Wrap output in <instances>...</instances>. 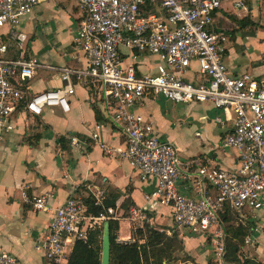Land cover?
Instances as JSON below:
<instances>
[{
    "label": "built area",
    "instance_id": "2783aa9c",
    "mask_svg": "<svg viewBox=\"0 0 264 264\" xmlns=\"http://www.w3.org/2000/svg\"><path fill=\"white\" fill-rule=\"evenodd\" d=\"M42 1L0 0V138L14 127L15 112L40 115L48 106L67 111L74 85L90 88L102 116L123 136L120 156L140 179H153L148 196L169 205L181 231L203 234L205 242L208 237L213 264H234L225 260L220 212L227 208L237 214L236 223H243L244 210L264 208V77L233 73L224 64L227 37L212 26L213 12L223 0H70L79 11L72 47L84 58L81 67L25 55L27 35L17 23ZM230 1L234 7L242 5V0ZM7 41L17 51L14 56H4ZM144 53L159 61L153 72L139 73L133 62H123L124 56ZM38 68L55 70L60 84L27 92L21 82ZM150 93L175 103L205 101L219 108L221 115L213 118L224 129L219 145L236 151L237 166L184 156L172 141L161 138L151 121L134 109ZM100 125L93 124L94 140ZM65 137L70 144L80 142L73 133ZM88 193L94 203L100 202V190ZM88 193L67 195L53 208L40 241L50 264H66L75 239H85L87 230L101 220L115 218L111 208L109 215L87 213L82 195ZM21 195L30 201L24 190ZM52 196L50 190L32 196V206L47 211ZM131 213L142 216L133 208ZM249 240L245 234L244 241ZM0 264L22 262L0 249Z\"/></svg>",
    "mask_w": 264,
    "mask_h": 264
},
{
    "label": "crops",
    "instance_id": "0c3cea01",
    "mask_svg": "<svg viewBox=\"0 0 264 264\" xmlns=\"http://www.w3.org/2000/svg\"><path fill=\"white\" fill-rule=\"evenodd\" d=\"M29 14L33 21L32 26L38 31L29 33L25 52L28 49V54L53 65H84L80 51L72 47L79 16L73 1L44 0L36 4ZM212 17V26L223 30L227 37L221 56L227 69L233 73L246 71L257 80L264 77V0H242L240 7H234L230 0H223ZM240 17L243 18V24L239 27L241 23L237 18ZM38 20L42 23L40 26ZM48 21L51 27L47 26ZM241 38L245 39V43ZM53 46L60 50L58 54L52 52ZM16 53L12 45L10 50L4 52V56ZM123 62H133L136 71L140 73L153 72L159 61L155 55L144 53L135 57L124 56ZM184 75L187 78L192 77L190 71H186ZM60 82L55 70L38 68L31 78L21 83L31 93L45 87L58 86ZM92 98L86 86L75 84L73 93L68 96L67 111H61L58 106H48L45 107L47 110L43 115L14 113V127L0 138V249L12 253L22 264H50L42 253L40 241L53 208L67 195L76 193V189H80L81 193L99 190L103 193L111 187L118 191L115 206L111 208L117 219L118 239L131 240L132 226H141L143 223H148L167 235L175 230L183 245L182 251L193 257L194 263L191 264H206L210 256L204 246L199 245V251H191L188 245H191L194 238L174 225L169 205L148 196L153 188V179H140L136 171L120 156L117 148L124 146L123 136L119 128L105 118H94ZM152 98L155 95L143 97L134 105V109L151 121L161 138L169 140L167 130L161 129V123L165 119L158 110V105H152ZM191 105L192 102H187V109ZM95 122L101 123L96 140L90 137ZM213 122L220 128L215 137L218 144L208 145L202 152L187 156L198 157L199 160L202 158V161L209 159L212 164L235 168V150L227 149L228 152H222L223 148H219L221 156L216 151L224 129L217 122ZM33 123L38 126L35 132L41 131V135L37 139L32 137V140L29 137L32 133L27 128ZM40 125H45V130ZM47 130L51 131L49 137H45ZM70 133L75 134L80 142L77 145L68 142L67 147L60 148L55 137H65ZM65 139L67 140L66 137ZM13 144L16 147L11 148ZM19 161H22L23 168H14L15 164L20 165ZM22 190L30 201L22 198ZM46 190L53 193L52 198L48 199L49 209H35L31 203L32 196ZM127 198L132 204L128 206L127 215H122L121 203ZM131 208L139 211L142 216L132 215ZM243 214V223L247 226L246 235L250 240L244 241L241 255L264 264V208L244 210ZM164 264L176 262L165 260Z\"/></svg>",
    "mask_w": 264,
    "mask_h": 264
},
{
    "label": "trees",
    "instance_id": "16d2710c",
    "mask_svg": "<svg viewBox=\"0 0 264 264\" xmlns=\"http://www.w3.org/2000/svg\"><path fill=\"white\" fill-rule=\"evenodd\" d=\"M237 20L241 23L238 25L240 27L243 24V18L240 17L237 18ZM6 43V50H10L12 42L7 41ZM27 50L28 49H26L25 55H28ZM10 56H14V54ZM198 78L200 79V77ZM89 90L91 92L90 88ZM148 96H153V94L150 93ZM91 108L96 120H104V117L93 99ZM45 127V125H42L41 128L45 130ZM40 135L41 131H37L31 136L33 139H37ZM78 136L81 137V135ZM86 140L88 141L89 139L86 138ZM55 141L60 148L67 147L68 140H66L63 135L55 137ZM75 191L76 193H81L80 189H76ZM117 196L118 191L111 187H108L107 191L102 193L99 203H94L93 197L89 193L87 195H82L85 211L94 216L100 213L109 215L108 208H113L115 206ZM130 204H132V202L128 198L122 201V215H127L128 206ZM220 218L223 222V229L225 232V260L234 264H260L250 257L241 255V246L244 245V236L247 226L244 223L235 222L237 214L225 208L220 212ZM243 218H245L244 214ZM107 219L110 231L109 264H160L162 260L179 261L177 259L178 255H172L173 251L181 252L183 248L175 230L172 231L170 235H167L163 231L143 223L141 226H132L131 240L117 241V219L111 217H107ZM99 224L87 230L85 239H75L73 241L66 264H99L101 238V225ZM206 242H208V237L206 238ZM182 252L184 253V251ZM206 264H213L210 258L206 260Z\"/></svg>",
    "mask_w": 264,
    "mask_h": 264
},
{
    "label": "rangeland",
    "instance_id": "374dc122",
    "mask_svg": "<svg viewBox=\"0 0 264 264\" xmlns=\"http://www.w3.org/2000/svg\"><path fill=\"white\" fill-rule=\"evenodd\" d=\"M54 16H56V12H54ZM25 17H24L25 19L22 18L19 21V23H17V27L23 30L27 34V37H28L31 31L36 32L38 30L32 26L33 21L30 18V14ZM38 22L40 26L42 23L40 20H38ZM47 26L51 27L50 21H48ZM244 40H245L244 38H241L242 42H244ZM25 44H26V41H25ZM59 51L60 50L58 48H55L53 46L52 52L58 54ZM152 103H153L152 105H154L155 107L156 105H158V110H160L162 117L165 119L161 123V126H162L161 129L167 130L166 131L167 134L170 135L169 140H171L176 146H178L182 150V153L184 155L197 154L199 152H202V150H204L206 146L208 145L218 144L215 137L218 134L219 127L216 124H214L213 122L214 120L212 118L215 115H221V111L219 108L212 107V105L208 102L198 101V102H192V105L187 109L186 107L187 103H183V102L175 103L170 100H166L162 98L158 94L155 95V98L153 99ZM46 110L47 108H45L41 112L42 115L46 112ZM200 115H204V116L201 117ZM40 126L42 127V125ZM36 127L38 126H36V124L34 123L29 124L27 131L33 134L35 133L36 129H38ZM50 134H51V131L47 130L45 133V137H49ZM29 137L30 139L32 138L31 135H29ZM14 147H16L15 144L11 145V148H14ZM219 148L221 149V147L219 146L216 149V151H219V156H221V152ZM221 151L228 152V150L225 148L221 149ZM19 164L20 165L15 164L14 168H17V169L23 168L22 161H19ZM6 168L8 169L9 166ZM101 222L102 220L98 222L97 224L100 223L99 225H101ZM183 233L194 238V240L191 242V245H188L191 251H199V245H203L208 255H210L211 247L203 239V234H192L188 232H183ZM185 244H186V241H185ZM174 254L178 255L177 259L181 261L180 264L194 263L193 257H189L187 254H185V252L183 253L182 251L181 252L173 251L172 255ZM164 262L165 260L161 261L160 264H164ZM177 263L178 262H176V264Z\"/></svg>",
    "mask_w": 264,
    "mask_h": 264
},
{
    "label": "water",
    "instance_id": "95a60500",
    "mask_svg": "<svg viewBox=\"0 0 264 264\" xmlns=\"http://www.w3.org/2000/svg\"><path fill=\"white\" fill-rule=\"evenodd\" d=\"M110 231L108 219L101 222L100 254L99 264H109Z\"/></svg>",
    "mask_w": 264,
    "mask_h": 264
}]
</instances>
